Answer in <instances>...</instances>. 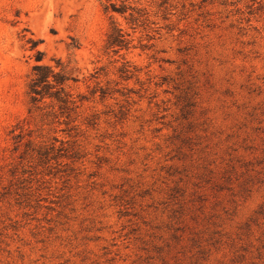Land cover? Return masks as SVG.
<instances>
[{
  "label": "rangeland",
  "instance_id": "374dc122",
  "mask_svg": "<svg viewBox=\"0 0 264 264\" xmlns=\"http://www.w3.org/2000/svg\"><path fill=\"white\" fill-rule=\"evenodd\" d=\"M111 1L0 0V264H264V0Z\"/></svg>",
  "mask_w": 264,
  "mask_h": 264
},
{
  "label": "trees",
  "instance_id": "16d2710c",
  "mask_svg": "<svg viewBox=\"0 0 264 264\" xmlns=\"http://www.w3.org/2000/svg\"><path fill=\"white\" fill-rule=\"evenodd\" d=\"M112 8V11L119 13L129 12V22L132 25L138 24L142 21L144 14H141V9L136 6L126 4L117 5L116 2L110 0L109 5L106 6V11ZM32 48H35L38 41L31 40ZM125 42V34L123 28L115 24L112 31L108 35V45L114 47L115 45H122ZM44 51L37 50V63L33 66V75L29 83V92L31 95V102L33 108H40L41 105L50 100L47 104L53 108L58 106L61 113L67 112L70 115V110L78 107L77 99L69 91V82L71 78L67 72V66L61 60L56 61V67L47 63H41L44 58ZM31 108L30 110H32Z\"/></svg>",
  "mask_w": 264,
  "mask_h": 264
}]
</instances>
